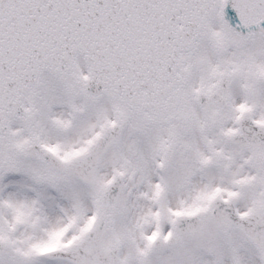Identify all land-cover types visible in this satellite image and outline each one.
<instances>
[{
	"label": "snow or ice",
	"instance_id": "obj_1",
	"mask_svg": "<svg viewBox=\"0 0 264 264\" xmlns=\"http://www.w3.org/2000/svg\"><path fill=\"white\" fill-rule=\"evenodd\" d=\"M0 264H264V0H0Z\"/></svg>",
	"mask_w": 264,
	"mask_h": 264
}]
</instances>
